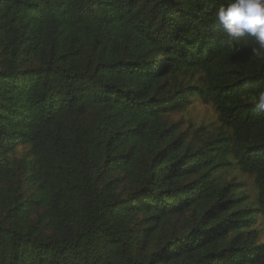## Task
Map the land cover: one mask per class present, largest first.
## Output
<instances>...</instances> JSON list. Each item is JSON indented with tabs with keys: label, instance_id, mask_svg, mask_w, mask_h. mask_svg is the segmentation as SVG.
Returning a JSON list of instances; mask_svg holds the SVG:
<instances>
[{
	"label": "trees",
	"instance_id": "1",
	"mask_svg": "<svg viewBox=\"0 0 264 264\" xmlns=\"http://www.w3.org/2000/svg\"><path fill=\"white\" fill-rule=\"evenodd\" d=\"M228 2L0 0V264H264V56Z\"/></svg>",
	"mask_w": 264,
	"mask_h": 264
},
{
	"label": "clouds",
	"instance_id": "2",
	"mask_svg": "<svg viewBox=\"0 0 264 264\" xmlns=\"http://www.w3.org/2000/svg\"><path fill=\"white\" fill-rule=\"evenodd\" d=\"M215 17L234 50L247 47L251 55L264 56V0H229L215 11ZM252 99L264 111V90Z\"/></svg>",
	"mask_w": 264,
	"mask_h": 264
},
{
	"label": "rangeland",
	"instance_id": "3",
	"mask_svg": "<svg viewBox=\"0 0 264 264\" xmlns=\"http://www.w3.org/2000/svg\"><path fill=\"white\" fill-rule=\"evenodd\" d=\"M216 118L214 110L210 106L197 105L195 108L190 109L187 113L184 114V117H177L178 120H184L185 123L193 121L197 124H200L202 121H213ZM245 182L250 192H254L253 185L249 178H245ZM260 229L263 230L262 240H264V225L262 222H259Z\"/></svg>",
	"mask_w": 264,
	"mask_h": 264
}]
</instances>
